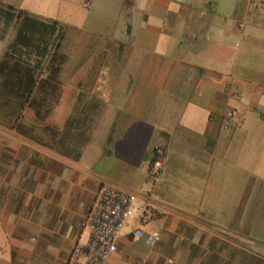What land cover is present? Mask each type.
Returning <instances> with one entry per match:
<instances>
[{"label": "crops", "instance_id": "1", "mask_svg": "<svg viewBox=\"0 0 264 264\" xmlns=\"http://www.w3.org/2000/svg\"><path fill=\"white\" fill-rule=\"evenodd\" d=\"M0 3L63 26L50 124L99 106L78 160L0 125V264H66L104 182L137 199L107 264H264V0Z\"/></svg>", "mask_w": 264, "mask_h": 264}, {"label": "trees", "instance_id": "2", "mask_svg": "<svg viewBox=\"0 0 264 264\" xmlns=\"http://www.w3.org/2000/svg\"><path fill=\"white\" fill-rule=\"evenodd\" d=\"M9 35L13 36L0 59V125L66 157L80 159L99 106H84L63 126H52L48 119L62 95L63 26L0 3V40ZM31 113L33 119L28 122L26 115Z\"/></svg>", "mask_w": 264, "mask_h": 264}, {"label": "built area", "instance_id": "3", "mask_svg": "<svg viewBox=\"0 0 264 264\" xmlns=\"http://www.w3.org/2000/svg\"><path fill=\"white\" fill-rule=\"evenodd\" d=\"M228 119L239 117L235 109L226 112ZM165 151L158 147L150 165H146L150 185L163 175ZM152 202L149 199L144 205L143 220L151 217ZM137 208L136 196L116 188L108 182L101 184L92 206L82 223L85 242H77L66 264H107L110 257L117 252V241L127 224L133 218ZM133 234L137 238L144 237L149 246L160 240V234L151 230L145 232L138 224Z\"/></svg>", "mask_w": 264, "mask_h": 264}, {"label": "rangeland", "instance_id": "4", "mask_svg": "<svg viewBox=\"0 0 264 264\" xmlns=\"http://www.w3.org/2000/svg\"><path fill=\"white\" fill-rule=\"evenodd\" d=\"M13 35H9V37H7V43H8V40L12 37ZM87 105H92V104H87ZM98 105V104H97Z\"/></svg>", "mask_w": 264, "mask_h": 264}]
</instances>
